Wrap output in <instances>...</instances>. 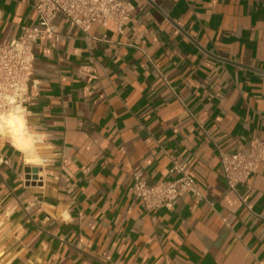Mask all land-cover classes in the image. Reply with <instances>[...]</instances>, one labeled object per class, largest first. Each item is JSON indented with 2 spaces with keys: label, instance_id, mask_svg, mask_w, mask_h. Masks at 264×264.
<instances>
[{
  "label": "crops",
  "instance_id": "crops-1",
  "mask_svg": "<svg viewBox=\"0 0 264 264\" xmlns=\"http://www.w3.org/2000/svg\"><path fill=\"white\" fill-rule=\"evenodd\" d=\"M126 1L120 33L57 13L32 46L23 114L46 140L0 137V264H264V162L235 192L218 156L264 140V0ZM36 20L0 0V43ZM172 159L202 196L147 211L132 174Z\"/></svg>",
  "mask_w": 264,
  "mask_h": 264
},
{
  "label": "built area",
  "instance_id": "built-area-1",
  "mask_svg": "<svg viewBox=\"0 0 264 264\" xmlns=\"http://www.w3.org/2000/svg\"><path fill=\"white\" fill-rule=\"evenodd\" d=\"M33 7L36 22L22 24L16 37L0 43V115L17 109L24 113L33 67L32 46L44 33L56 35L53 19L57 13L64 14L85 33L93 23L104 26L108 22L114 25V32L120 33L131 9L126 0H33ZM218 156L227 187L236 192L237 184L246 180L264 162V140L252 139L246 150L238 148L224 152L218 148ZM168 171L169 177L151 184L146 183L139 170L133 172V190L147 211L171 208L174 199L184 191L202 196L185 162L172 159Z\"/></svg>",
  "mask_w": 264,
  "mask_h": 264
},
{
  "label": "clouds",
  "instance_id": "clouds-1",
  "mask_svg": "<svg viewBox=\"0 0 264 264\" xmlns=\"http://www.w3.org/2000/svg\"><path fill=\"white\" fill-rule=\"evenodd\" d=\"M22 111L17 109L14 114L0 115V137L9 139L18 151L28 154L34 151L35 144L43 143L46 136L33 137L26 133ZM39 162L44 161L41 159Z\"/></svg>",
  "mask_w": 264,
  "mask_h": 264
},
{
  "label": "water",
  "instance_id": "water-1",
  "mask_svg": "<svg viewBox=\"0 0 264 264\" xmlns=\"http://www.w3.org/2000/svg\"><path fill=\"white\" fill-rule=\"evenodd\" d=\"M25 178L26 179H32V181H34L37 178V168L36 166H26L25 167ZM29 181V180H27Z\"/></svg>",
  "mask_w": 264,
  "mask_h": 264
},
{
  "label": "bare ground",
  "instance_id": "bare-ground-1",
  "mask_svg": "<svg viewBox=\"0 0 264 264\" xmlns=\"http://www.w3.org/2000/svg\"><path fill=\"white\" fill-rule=\"evenodd\" d=\"M16 111H14V112H10V113H8V114H6V115H9V114H14ZM22 115H23V117H24V114H23V112L21 113ZM24 119H25V117H24ZM25 130H26V133L28 134V135H31L29 132H28V130L26 129V124H25Z\"/></svg>",
  "mask_w": 264,
  "mask_h": 264
}]
</instances>
